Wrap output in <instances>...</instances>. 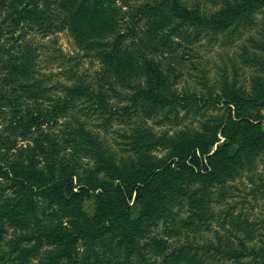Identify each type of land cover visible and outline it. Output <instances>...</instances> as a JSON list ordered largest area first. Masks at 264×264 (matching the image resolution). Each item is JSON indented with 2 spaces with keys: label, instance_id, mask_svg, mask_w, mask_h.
I'll use <instances>...</instances> for the list:
<instances>
[{
  "label": "rangeland",
  "instance_id": "rangeland-1",
  "mask_svg": "<svg viewBox=\"0 0 264 264\" xmlns=\"http://www.w3.org/2000/svg\"><path fill=\"white\" fill-rule=\"evenodd\" d=\"M169 1L107 0L109 9L122 11L113 12L114 27L110 25L109 31L94 27L90 32L86 25L88 17L74 15L80 39L69 29L43 34L46 23L56 28L58 17L69 18L70 10L61 5L62 0H36L28 5L26 0L0 2V48H10L29 66L16 75L8 73L10 79L6 81L22 84L17 89L25 100L32 101L29 100L32 97L41 100L45 110L51 111L59 99H66V111L49 117L43 128L60 142L64 138L72 140L67 148L75 155L77 176L93 171L101 178L131 181L141 162L165 160L181 138L213 139L214 130L230 111L264 118V13L247 12L216 28L194 26L183 12L178 18L171 13V7L163 6ZM226 1L180 0V3L212 18L224 12ZM16 10H22L27 20L20 21L21 15ZM129 29L134 34L120 43L123 54L130 52L144 67L145 58L159 63L166 81L160 92L173 99L172 103L147 102L136 93L145 87L146 68L138 77L129 76L122 68L115 70L111 58L97 54L103 50L97 47L99 43L114 42L116 32L127 33ZM1 76L6 77V72ZM75 87L81 92L72 94ZM1 106L7 110L0 103ZM3 115L0 112V130L12 136L19 134L9 132ZM29 139L18 137L23 143ZM140 143H144L142 150H147L146 156L139 154L141 150L135 144ZM241 148L237 163L215 178L204 182L184 179L175 187L137 202L133 195L131 218H136L138 224L129 227L138 233L151 230L137 236V241L156 261L154 264H161L168 254L180 248L204 252L208 264H233L217 249H240V239L247 244L245 250L253 248L262 253L264 147ZM77 182L79 179L75 177ZM178 190H182V195ZM153 199L164 210L163 215L147 222L138 221L143 201ZM94 200V197L82 200L89 215L95 212ZM202 214L205 220L192 225ZM113 234L116 231L110 230L99 241V259L106 264L115 261L131 264L124 262L123 257L119 259L120 237ZM79 248L84 250L81 245ZM3 250L6 247H0V254ZM6 252L0 264H50L46 249L23 261ZM253 256L242 260L254 262Z\"/></svg>",
  "mask_w": 264,
  "mask_h": 264
},
{
  "label": "trees",
  "instance_id": "trees-1",
  "mask_svg": "<svg viewBox=\"0 0 264 264\" xmlns=\"http://www.w3.org/2000/svg\"><path fill=\"white\" fill-rule=\"evenodd\" d=\"M26 1L27 5L36 2ZM106 1L62 0L61 5L70 10L69 18L58 17L59 24L56 28H51L46 23L44 36L69 29L75 38L80 39L74 15L82 14L88 17L86 25L90 32L94 27L109 31L110 25L114 27L116 23L115 13L122 11L115 7L109 9ZM23 4L26 5L25 2ZM163 6L171 7V13L178 18L183 15L180 11L183 12L192 19L194 26L215 28L228 25L234 18L247 12L261 10L264 13V0H227L224 12L217 13L212 18L203 15L198 9L189 10L180 0L165 2ZM18 15H21L20 21L27 20L22 10ZM133 34L130 29L127 33L116 32L114 42L106 40L99 43L97 47L103 50L97 54L104 59L111 58L113 68H122L129 76L138 77L143 68H146L147 74L143 75L146 79L145 87L136 93L147 102L172 103L173 99L160 92L166 81L159 63L145 58L147 66L144 67V64L137 63L136 57L130 52L123 54L124 50L119 45ZM170 35L168 33L167 37ZM107 47L110 50H106ZM23 62L24 59L19 55L16 57L10 48H0V103L7 107L6 110L1 106L0 112L4 113L2 119L5 120L9 132L19 131V134L12 136L0 130V247H6L10 255L16 254L21 261L41 249H46V260L50 264H106L97 255L100 252L97 245L108 231L115 230L116 234L113 235L120 237L117 248L122 250L119 259L123 257L124 262L131 264H154L156 261L143 251L142 245L137 241V236L145 235L151 230L138 233L129 227V224H138L136 218H131L133 207L130 200L133 195L135 194L134 202H137L160 190L175 187L184 179L207 181L232 168L240 158L241 147H264V118L240 112L232 114L230 111L214 130L213 139L186 141L181 138L169 158L157 163L141 162L134 172L135 179L131 181L119 180L117 177L101 178L93 171L77 176L73 164L75 155L67 148L68 145L71 146L72 140L64 138L60 142L50 131L43 128L49 117L66 111V99H59L51 111L45 110L41 100L33 97L29 99L32 101L25 100L24 95L17 89L22 84L6 81L10 79L8 73L16 75L22 69H28L29 66ZM123 64L126 66L123 67ZM153 64L154 67L151 68ZM3 72H6V77L1 76ZM80 92L79 87L72 89V94ZM19 136L30 139L23 143L18 140ZM135 145L142 151L138 150L139 154H148L147 150H142L144 143ZM115 170L117 171L116 168ZM75 177L79 182L75 183ZM178 191L182 195V190ZM191 196H195V193ZM85 197L95 199L96 208L92 215L83 209L82 200ZM199 197L198 194L196 199H200ZM163 212L154 199L144 200L138 221L158 219ZM204 220L202 214L191 224L195 225ZM113 223L117 226L113 227ZM79 245L84 250H80ZM246 245L240 239V249L217 251L226 259H231L233 264H264V247L259 254L253 248L245 250ZM6 251L1 252L0 259H5L3 254ZM111 251L114 254V250ZM249 255H254V262L242 260ZM113 264L123 263L115 261ZM161 264L208 263L204 252L180 248L177 252L168 254Z\"/></svg>",
  "mask_w": 264,
  "mask_h": 264
}]
</instances>
